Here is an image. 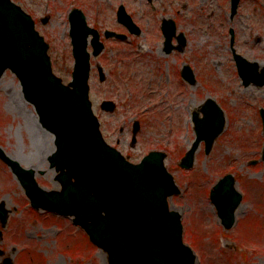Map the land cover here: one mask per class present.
I'll use <instances>...</instances> for the list:
<instances>
[{
    "label": "rangeland",
    "instance_id": "obj_1",
    "mask_svg": "<svg viewBox=\"0 0 264 264\" xmlns=\"http://www.w3.org/2000/svg\"><path fill=\"white\" fill-rule=\"evenodd\" d=\"M11 1L35 20L36 30L49 46L52 71L64 83L70 81L73 67L68 34V12L72 8L81 9L86 22L103 31L116 27L118 5L132 14L144 5L143 0ZM153 2L159 11L164 7L176 19L177 29L187 37V46L183 53L165 57L157 51L160 33L158 39L140 40V53L133 46L117 43L118 51L130 50L141 57L143 65L139 61L133 74H128L132 84L125 81L123 72L115 74V89L122 95V102L112 116L98 106L105 90L112 92L113 88L99 84L94 68L103 58L109 61L111 54L91 59L90 98L102 138L135 164L150 151L166 154L164 166L181 191L169 198V206L181 216L182 240L197 255L195 264H264V135L259 115V109H264V87L242 85L229 37L232 31L234 49L246 60L263 62L264 0H240L232 18L230 0ZM43 16L49 17L44 25L40 22ZM260 37L262 43L258 42ZM184 65L193 70L194 85L181 79L178 70ZM129 93L133 101L124 98ZM207 99L222 109L223 131L209 154L204 155V144L200 143L192 168L181 169L178 162L195 138L191 116L194 112L202 116L199 108ZM134 120L141 128L131 147ZM52 140L53 136L38 123L33 106L23 99L18 79L6 71L0 78V148L22 168L34 169L37 183L46 190L60 189L49 178L46 163L54 150ZM40 170L47 176L39 175ZM229 173L236 180L242 201L235 211L234 225L224 230L208 196L217 180ZM12 174L0 160V203L7 211L6 225L0 226L4 256L14 264H107V254L91 245L83 230L72 225L71 217L29 206Z\"/></svg>",
    "mask_w": 264,
    "mask_h": 264
},
{
    "label": "water",
    "instance_id": "obj_2",
    "mask_svg": "<svg viewBox=\"0 0 264 264\" xmlns=\"http://www.w3.org/2000/svg\"><path fill=\"white\" fill-rule=\"evenodd\" d=\"M238 3L239 0H231V16L236 13ZM118 10V21L132 31L130 17L123 7ZM47 21L48 17H43V25ZM68 21L74 67L71 82L64 85L52 73L48 46L35 31L31 17L10 0H0V77L7 69L17 77L23 97L34 106L39 123L53 134L55 150L48 160L50 167L59 172L61 191L39 188L35 171L23 169L1 149L0 158L16 175L34 209L74 216V224L85 230L93 245L108 254V264L195 263V255L181 241L180 215L169 211L167 198L179 190L164 167L165 154L149 152L139 164H131L102 138L87 97L89 36L92 56H98L103 44L98 31L87 25L81 10L72 9ZM174 28L172 21L163 23L166 44L172 39ZM104 35L125 39L124 35L110 31ZM232 52L244 85L262 86L264 69L259 74L257 63ZM97 69L101 75V68ZM181 74L194 83L189 67ZM103 107L113 109L108 102ZM200 110L201 119L197 114L192 116L196 139L179 164L185 169L192 167L198 143L204 141L208 153L225 124L224 114L214 101L207 100ZM261 116L264 127L263 111ZM138 125L134 122L132 144ZM234 184L233 176L227 174L213 185L210 195L225 229L233 225L235 210L241 202ZM6 221L7 212L1 203L0 224L5 226ZM1 264H12V260L4 259Z\"/></svg>",
    "mask_w": 264,
    "mask_h": 264
},
{
    "label": "flooded vegetation",
    "instance_id": "obj_3",
    "mask_svg": "<svg viewBox=\"0 0 264 264\" xmlns=\"http://www.w3.org/2000/svg\"><path fill=\"white\" fill-rule=\"evenodd\" d=\"M136 0H133V2ZM144 1V5L139 8V10H137L136 12L133 10V14L129 13L127 11V9L125 8V11L132 17L133 19V34L128 33V29L124 26H122L121 24H119L117 22L116 19V27H114V29H110L113 32H116L119 34H124L126 37L125 39H115V38H109V39H105L103 37V31H100L102 33L101 34V41L103 43V51L100 53V58L103 57V55L105 53L107 54H111V58L109 61H106L105 58H103V62L101 63V68H102V73L100 75V85L105 87L107 85H111V87L113 88V91H106L104 92V97L101 101L102 102H112L113 106H114V110L113 112H105L107 114H114L117 111L118 105H120V103L122 102L121 97L122 95L119 94L117 91V89H115V84H117V80L114 79L115 74H117L118 72H123V74H125V81L129 80V82L131 83L130 78L128 77V74H133L132 72L135 71V69L133 70V67L136 66L139 61L140 64L143 65V63L141 62V57H138L137 54H134L133 52H130V50L125 52V49H123L122 51H118L116 49V45L117 43L122 44V45H127L128 47H135L139 53L143 50L142 49V45L139 43L140 40L146 41L148 42L149 40L151 41L152 39H158V34L160 33L162 39H161V43H160V48H158L157 51H160L161 54L165 57H168L170 54H181L183 53L184 50H182L181 52L179 50H177V47L180 45L178 44V40H177V35L180 33H183L181 31H179L178 25H177V21L175 18L170 17V15H168L166 13V8L164 7H160L161 11H159V8L156 7V5L154 4L153 0H143ZM122 4L118 5L117 9H119V7ZM124 6V5H122ZM125 7V6H124ZM116 9V12H117ZM116 15V14H115ZM173 20L176 28L177 29V33L174 35L171 44L168 43V45L171 47L172 51L170 53H167L165 46V42L163 40V35H162V24L166 21H170ZM109 29V28H108ZM184 34V39H185V47L187 46V37ZM259 43L263 42V39L260 37L258 39ZM167 46V45H166ZM185 47L183 49H185ZM156 50V48H155ZM130 52V53H129ZM141 55V54H140ZM94 68L96 69V64H94ZM260 66V73L262 72V70L264 69V60L261 64H259ZM143 68V67H142ZM179 72L181 71L178 70ZM192 73L193 70L191 69ZM194 74V73H193ZM133 79V76L132 78ZM99 82V81H98ZM132 84V83H131ZM99 85V86H100ZM262 87H264V83L262 85ZM260 88V87H259ZM125 99H127V101H133V94L129 93L126 96H124ZM99 108L102 109L101 105L98 106ZM119 143V141L117 142ZM47 163V169L49 172V178H51V181L57 182L56 181V176L57 173H55V171L53 169L49 168V164L46 160ZM46 172H42L39 173V175H45ZM47 176V174H46ZM241 259V258H240ZM241 262L239 263H242ZM226 262V260H225ZM231 264V263H229ZM233 264H237V263H233Z\"/></svg>",
    "mask_w": 264,
    "mask_h": 264
}]
</instances>
